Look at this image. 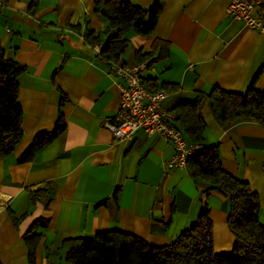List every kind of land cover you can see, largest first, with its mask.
Instances as JSON below:
<instances>
[{
    "label": "crops",
    "instance_id": "0c3cea01",
    "mask_svg": "<svg viewBox=\"0 0 264 264\" xmlns=\"http://www.w3.org/2000/svg\"><path fill=\"white\" fill-rule=\"evenodd\" d=\"M0 2L4 58L25 67L16 77L22 135L0 158V264H30L22 236L39 218L45 226L37 229L34 264H65L66 238L103 230L168 244L195 220L202 199L213 250L230 251L227 198L217 190L203 194L206 183L185 166H166L172 142L142 130L118 141L104 127L118 109L123 79L108 74L91 48L96 43L80 38L91 30L102 42L109 31L94 0ZM132 2L146 8L152 0ZM227 2L161 0L150 34H125L127 46L118 60L133 64L138 50L150 52L141 81L149 92L165 90L161 103L167 110L213 87L243 93L252 85L264 91V34L227 18ZM164 43L168 51L160 55ZM200 111L205 142L217 147L222 169L257 194L264 226V124L243 120L223 127L205 101ZM58 117L64 129L19 161L32 137L51 131Z\"/></svg>",
    "mask_w": 264,
    "mask_h": 264
},
{
    "label": "trees",
    "instance_id": "16d2710c",
    "mask_svg": "<svg viewBox=\"0 0 264 264\" xmlns=\"http://www.w3.org/2000/svg\"><path fill=\"white\" fill-rule=\"evenodd\" d=\"M260 7L264 8V0H261ZM94 9L106 19L109 31L101 42L93 31L86 30L83 33L84 41L89 44L101 42L100 59L118 60L127 46L124 36L128 31L148 35L154 30L161 0H152L146 8L134 4L132 0H94ZM167 51L168 46L164 43L160 55H165ZM149 54L138 50L136 62L143 61ZM24 69L15 60L4 58L0 45V158L13 150L22 135L16 77ZM169 87L173 89L176 85ZM204 101L220 126L243 120L264 124V91L252 85L243 93L213 87L207 95L198 93L192 100L179 101L171 110V124L180 129L187 140L201 146L188 157L185 164L191 177L206 183L203 194L217 190L229 202L226 222L234 238L231 250H213L208 207L202 199L195 220L168 244L154 245L134 234L103 230L90 237L66 238L62 242L65 264H264V226L258 222V196L248 183L222 169L217 147L205 142V122L200 111ZM64 126V121L58 117L51 131L37 132L18 160L30 159ZM44 226L39 218L22 236L30 264H34L35 248L41 235L37 229Z\"/></svg>",
    "mask_w": 264,
    "mask_h": 264
},
{
    "label": "built area",
    "instance_id": "2783aa9c",
    "mask_svg": "<svg viewBox=\"0 0 264 264\" xmlns=\"http://www.w3.org/2000/svg\"><path fill=\"white\" fill-rule=\"evenodd\" d=\"M260 3L261 0H228L224 15L264 34V8L260 7ZM62 37L63 33L60 32L58 38ZM80 38L84 40L83 37ZM91 48L99 55L101 44H94ZM103 61L107 65L108 74L123 79V83L119 85L118 109L111 120L104 122V127L118 141L130 140L137 130L158 134L174 146L166 166L184 167L188 157L196 153L201 146L187 140L183 132L171 124L173 114L161 103L165 90L158 88L149 92L145 89L141 72L150 67L147 62L127 64L120 60Z\"/></svg>",
    "mask_w": 264,
    "mask_h": 264
}]
</instances>
